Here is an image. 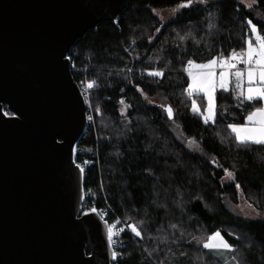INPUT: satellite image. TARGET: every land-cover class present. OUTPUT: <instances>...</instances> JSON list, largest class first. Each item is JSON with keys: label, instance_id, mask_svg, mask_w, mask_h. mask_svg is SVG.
<instances>
[{"label": "trees", "instance_id": "1", "mask_svg": "<svg viewBox=\"0 0 264 264\" xmlns=\"http://www.w3.org/2000/svg\"><path fill=\"white\" fill-rule=\"evenodd\" d=\"M183 2L131 0L117 22L99 24L68 53L75 83L95 84L87 99L93 125L75 148V161L88 162L82 209L116 224L117 264H224L194 239L216 230L233 245L236 264H264V217L231 208L241 196L264 214V146H238L227 129L243 123L252 104L218 90L215 122L205 124L192 102L203 112L206 101L185 92L184 70L188 59L205 63L246 47L247 20L264 25V0L251 8L196 3L165 23L152 14ZM152 70L163 77L148 76ZM225 169L233 173L228 184Z\"/></svg>", "mask_w": 264, "mask_h": 264}, {"label": "water", "instance_id": "2", "mask_svg": "<svg viewBox=\"0 0 264 264\" xmlns=\"http://www.w3.org/2000/svg\"><path fill=\"white\" fill-rule=\"evenodd\" d=\"M129 1L0 0V264L115 261L109 224L82 211L87 106L67 56Z\"/></svg>", "mask_w": 264, "mask_h": 264}, {"label": "snow or ice", "instance_id": "3", "mask_svg": "<svg viewBox=\"0 0 264 264\" xmlns=\"http://www.w3.org/2000/svg\"><path fill=\"white\" fill-rule=\"evenodd\" d=\"M199 2L204 3V0H199ZM192 3L193 0H185L179 7L188 8ZM255 3L256 0H250L247 6L251 8ZM247 26L249 33L244 40L246 47L242 46L239 52L233 49L227 56L220 53L209 58L205 63H196L192 59L187 60L184 70L188 75L189 82L185 92L190 98L194 94H202L206 101L204 111L201 112L200 106L195 100L192 102V111L200 114L205 124L210 121L215 122L216 93L218 90L224 93L231 92V95L241 104L245 102L252 104V110L248 111L243 123H229L227 127L234 134L238 146L247 147L250 144L264 146V25L258 26L252 20H247ZM156 31L160 32V28H157ZM238 64H242L244 67L240 68ZM217 68L220 69L219 73L216 71ZM147 75L162 78L164 73L152 70ZM230 85L232 86L230 87ZM86 86L88 89H93L95 84L88 82ZM137 90L139 91V89ZM96 111L99 112V108ZM164 111L169 119L173 118V110L170 106H166ZM88 119L91 120L92 117L89 116ZM76 167L83 174L84 169L79 164ZM225 174L230 178L233 176V173L227 169H225ZM92 211L96 212V209L93 208ZM114 227L115 225L108 226L110 246ZM126 227L136 237H142V230L138 229L135 224H128ZM194 239L198 244L202 243V247L217 259L221 258L225 252L232 253L235 251L233 245L224 238L219 230L212 232L206 240L196 237ZM181 255L185 254L181 253ZM112 257L116 259L117 253L113 252ZM225 264H229V261H225ZM231 264H236L235 258Z\"/></svg>", "mask_w": 264, "mask_h": 264}, {"label": "rangeland", "instance_id": "4", "mask_svg": "<svg viewBox=\"0 0 264 264\" xmlns=\"http://www.w3.org/2000/svg\"><path fill=\"white\" fill-rule=\"evenodd\" d=\"M212 1H218V0H204V3H200L199 0H193V3L192 4H196V3H198V4H205V3H208V2H212ZM234 1L238 2L239 4H241V5L245 6V7H248L247 4L250 2V0H243V2H242V0H234ZM179 5L174 6V7H171V8H167V9H162V10H152V14L161 23H165V22L171 20L182 9V7H179ZM216 71H217V73H219V70H216ZM233 83H234V81H233ZM194 95H196V94H194ZM199 95L202 96V94H199ZM153 101H155V100H153ZM211 122L212 121H210L209 123H211ZM227 129H228L229 133L234 137V134L231 132V130L229 128H227ZM76 150L77 149H75V151ZM84 163H86L88 165V162L87 161H84ZM232 180H233V176L230 178V177H228L226 175L223 178L222 183L228 184ZM231 208H232V210L234 212H237L242 217L247 218V219H256V218H259V217H264V214L262 215L254 207V205H251L250 203L246 202L241 196H239V200H238L237 204L234 205V206L232 205ZM220 259H221V261L224 264H225V261H229V264H231V261L233 260L232 257H231V255H230V253H228V252L223 253L222 254V257Z\"/></svg>", "mask_w": 264, "mask_h": 264}, {"label": "built area", "instance_id": "5", "mask_svg": "<svg viewBox=\"0 0 264 264\" xmlns=\"http://www.w3.org/2000/svg\"><path fill=\"white\" fill-rule=\"evenodd\" d=\"M67 58L69 59V61L71 60V56H67ZM238 67H240V68H243L244 66L242 65V64H238ZM72 68V66H71V61H70V69ZM217 70H219L220 71V69L219 68H217ZM71 71H73L74 73H76V69L75 68H72L71 69ZM87 83L88 82H86V81H83V83L81 82L79 85H78V87H79V89H80V92H81V94H82V96H83V98H84V100H85V103H86V106H87V114H86V123H87V127H86V129L89 127V126H92L93 125V119H91V120H89L88 119V117L90 116L89 114H88V101H87V99H88V96H89V94L91 93V91L93 90V89H88L87 88ZM87 101V102H86ZM76 152V151H75ZM76 154V153H75ZM74 160H75V158H74ZM75 163H76V165L77 164H79L83 169H84V172H83V174H82V176H83V178H84V176H85V172H86V168H87V164L86 163H84V162H76L75 161ZM83 203V202H82ZM93 209V208H92ZM91 209V210H92ZM82 211H83V209H82ZM96 212H97V210H96ZM97 213H99V212H97ZM100 215H101V217L102 218H104V213L103 212H100L99 213ZM110 225V224H109ZM111 225H115V227L113 228V232H114V235H113V238H112V242H111V249H112V251L113 252H116L117 253V257H118V235H120V231H119V229L116 227V224L114 223V224H111ZM113 264H117V258L115 259V261H114V263Z\"/></svg>", "mask_w": 264, "mask_h": 264}, {"label": "crops", "instance_id": "6", "mask_svg": "<svg viewBox=\"0 0 264 264\" xmlns=\"http://www.w3.org/2000/svg\"><path fill=\"white\" fill-rule=\"evenodd\" d=\"M217 70V69H216ZM232 85H230V87H231Z\"/></svg>", "mask_w": 264, "mask_h": 264}]
</instances>
